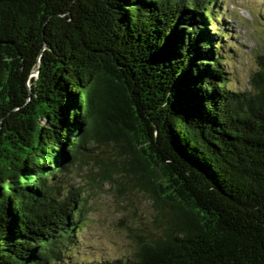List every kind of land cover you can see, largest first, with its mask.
I'll list each match as a JSON object with an SVG mask.
<instances>
[{
    "label": "trees",
    "instance_id": "obj_1",
    "mask_svg": "<svg viewBox=\"0 0 264 264\" xmlns=\"http://www.w3.org/2000/svg\"><path fill=\"white\" fill-rule=\"evenodd\" d=\"M218 1L0 0V264H97L63 175L102 138L155 212L102 264H264V51L229 88Z\"/></svg>",
    "mask_w": 264,
    "mask_h": 264
},
{
    "label": "rangeland",
    "instance_id": "obj_2",
    "mask_svg": "<svg viewBox=\"0 0 264 264\" xmlns=\"http://www.w3.org/2000/svg\"><path fill=\"white\" fill-rule=\"evenodd\" d=\"M218 4L215 13L219 25H213L210 31L218 33L223 23L228 33L217 38L220 66L227 86L243 89L258 70L257 56L264 51V0H221ZM91 148L78 155L63 175L68 183L78 186L87 207L75 244L68 252L70 260L102 264L131 259L137 239L146 238L155 229L152 201L136 185L137 180L119 171L114 181L101 180L104 170H121L123 147L102 138Z\"/></svg>",
    "mask_w": 264,
    "mask_h": 264
}]
</instances>
